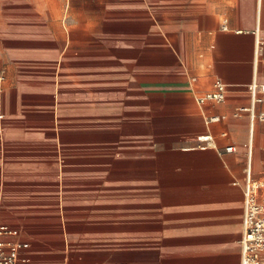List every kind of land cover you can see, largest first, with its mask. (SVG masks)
<instances>
[{"label": "crops", "instance_id": "obj_1", "mask_svg": "<svg viewBox=\"0 0 264 264\" xmlns=\"http://www.w3.org/2000/svg\"><path fill=\"white\" fill-rule=\"evenodd\" d=\"M253 84L264 0H0L7 239L32 264H241Z\"/></svg>", "mask_w": 264, "mask_h": 264}, {"label": "built area", "instance_id": "obj_2", "mask_svg": "<svg viewBox=\"0 0 264 264\" xmlns=\"http://www.w3.org/2000/svg\"><path fill=\"white\" fill-rule=\"evenodd\" d=\"M253 106L250 108L252 118L255 117L254 105L263 101L264 85L253 84L251 87ZM261 94V95H259ZM226 97V86L216 82V91L210 92L199 98L201 103L213 100L221 102ZM242 110H248L244 108ZM264 120V112L259 115ZM220 120L215 116L209 122ZM208 137L207 139H205ZM201 137L200 140L211 142L210 136ZM211 144V143H209ZM208 145V143H207ZM236 151L234 145L226 146V152ZM247 179L244 191V234L242 239V263L241 264H264V179H253L251 165L248 164L246 171ZM19 231L5 224L0 217V264H32L22 256V251L29 244L22 241L7 239L16 237ZM119 264V263H117Z\"/></svg>", "mask_w": 264, "mask_h": 264}, {"label": "bare ground", "instance_id": "obj_3", "mask_svg": "<svg viewBox=\"0 0 264 264\" xmlns=\"http://www.w3.org/2000/svg\"><path fill=\"white\" fill-rule=\"evenodd\" d=\"M251 133V132H250ZM208 137H206L205 139H207Z\"/></svg>", "mask_w": 264, "mask_h": 264}]
</instances>
